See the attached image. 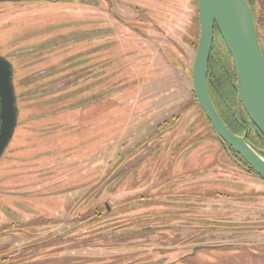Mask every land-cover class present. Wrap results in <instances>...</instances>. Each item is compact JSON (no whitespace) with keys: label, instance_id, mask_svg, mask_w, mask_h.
<instances>
[{"label":"rangeland","instance_id":"obj_1","mask_svg":"<svg viewBox=\"0 0 264 264\" xmlns=\"http://www.w3.org/2000/svg\"><path fill=\"white\" fill-rule=\"evenodd\" d=\"M159 1L0 0L18 109L0 158V250L60 235L32 264H264V180L193 95L195 1L175 24L152 15Z\"/></svg>","mask_w":264,"mask_h":264},{"label":"water","instance_id":"obj_2","mask_svg":"<svg viewBox=\"0 0 264 264\" xmlns=\"http://www.w3.org/2000/svg\"><path fill=\"white\" fill-rule=\"evenodd\" d=\"M196 4L199 36L191 73L195 99L224 148L233 149L264 180V156L246 134L237 135L229 129L212 102L207 83L217 29L231 57L239 102L264 137V57L251 9L246 0H196ZM17 119L13 67L0 56V158L13 137Z\"/></svg>","mask_w":264,"mask_h":264},{"label":"trees","instance_id":"obj_3","mask_svg":"<svg viewBox=\"0 0 264 264\" xmlns=\"http://www.w3.org/2000/svg\"><path fill=\"white\" fill-rule=\"evenodd\" d=\"M168 1H171L170 5H168ZM194 1L197 11L196 0ZM246 1L248 2L254 18L258 41L264 57V0ZM158 3L159 5L157 9L153 10L152 15L154 17H158L160 20L162 19L164 23L171 22L175 24V21H177L179 17L182 18L183 11L188 10V0H176V2L174 0H163ZM207 83L212 102L229 129L237 135L246 134L247 139L256 149L259 150L260 154L264 156V137L252 124L239 102L235 89L236 76L231 57L217 29L214 31L212 47L208 60ZM212 131L214 132L213 129ZM224 149H226L228 154L233 157L238 165H241L242 168L246 169L248 172L254 173L247 163L238 154H236L233 149L230 147H226ZM52 240H54V243L51 244L52 247L60 248L62 242L59 241L61 239L60 235H58L57 237L47 238L41 242L24 246L15 251H8L7 247L4 250L1 249L0 264H32L33 262L46 259L48 260L50 258L49 255L53 252V250L46 249L45 251V247H49L50 245H46L51 243ZM225 246L228 245H222L219 248H224ZM187 256L188 255H183L177 260L164 264H188L186 261Z\"/></svg>","mask_w":264,"mask_h":264},{"label":"flooded vegetation","instance_id":"obj_4","mask_svg":"<svg viewBox=\"0 0 264 264\" xmlns=\"http://www.w3.org/2000/svg\"><path fill=\"white\" fill-rule=\"evenodd\" d=\"M14 1H23V0H14ZM49 1V0H48ZM43 46L44 45H38V46H35V47H30V48H21V49H17V51L15 50L14 51V53H15V56H19V55H21V56H25V55H27V56H29V55H31V53L32 52H34V51H40V50H42V48H43ZM30 53V54H29ZM89 53H91V50L90 49H87V50H85V51H80V52H78V53H75L74 55H84V56H87ZM0 56L1 57H3L5 60H7L11 65H12V63H11V60H10V58L9 57H7L8 55H1L0 54ZM13 67V66H12ZM193 173H195L194 171H191L190 173H188V174H193ZM249 173H251V172H249ZM253 174V173H252ZM258 178H259V176L258 175H256ZM260 179V178H259ZM261 180H263V179H261ZM204 218H200V220L202 221ZM256 221H261V220H256ZM256 221H249V223H257ZM264 220H262V222H263ZM227 222V221H226ZM202 224H203V221L201 222ZM246 223V222H245ZM264 225V224H263ZM263 225H257V226H251V225H240V226H238V228H240V229H244V228H246V229H252V228H263ZM169 226H173L172 224H170V225H164V228H166V227H169ZM155 227H157V226H155ZM161 227V226H160ZM163 227V226H162ZM251 227V228H250ZM201 230L203 231L204 230V226H202L201 227ZM243 231V230H242ZM228 246H230V245H237V246H240V247H243V248H246L247 246H249L250 244H245V243H242V244H227ZM200 247H204V246H200ZM197 248H198V246H197ZM197 250V249H196ZM189 254H191V253H189ZM189 254H187V255H189ZM186 255V254H185Z\"/></svg>","mask_w":264,"mask_h":264},{"label":"crops","instance_id":"obj_5","mask_svg":"<svg viewBox=\"0 0 264 264\" xmlns=\"http://www.w3.org/2000/svg\"><path fill=\"white\" fill-rule=\"evenodd\" d=\"M199 248V247H198Z\"/></svg>","mask_w":264,"mask_h":264}]
</instances>
